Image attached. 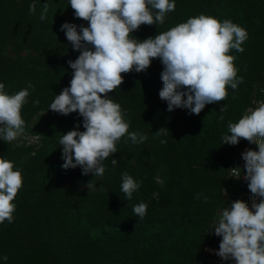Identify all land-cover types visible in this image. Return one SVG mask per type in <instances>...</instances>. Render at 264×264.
Listing matches in <instances>:
<instances>
[{"label": "trees", "instance_id": "trees-1", "mask_svg": "<svg viewBox=\"0 0 264 264\" xmlns=\"http://www.w3.org/2000/svg\"><path fill=\"white\" fill-rule=\"evenodd\" d=\"M32 2L0 0V83L9 95L34 85L21 109L24 133L12 142L0 139V157L13 161L23 177L12 201L13 222L0 223V264H214L206 249H219L222 237L211 232L240 194L228 171L249 147L244 139L222 145V136L229 121L238 122L264 98V0H175L163 24L141 25L132 33L142 41L200 14L230 19L248 32L244 51L228 53L236 57L243 82L235 91L227 86L225 100L196 115L167 110L159 96V58L146 71L122 74L124 82L108 96L126 111L128 131L147 140L134 144L122 137L103 162L102 176L62 167L59 139L70 130L84 131L83 117L48 109L70 86L68 61L80 55L61 25L89 22L75 18L69 0H37L34 14ZM46 2L49 11L41 21ZM161 128L167 136L154 134ZM124 172L142 182L130 200L121 191ZM141 202L148 205L142 220L133 212Z\"/></svg>", "mask_w": 264, "mask_h": 264}, {"label": "clouds", "instance_id": "clouds-1", "mask_svg": "<svg viewBox=\"0 0 264 264\" xmlns=\"http://www.w3.org/2000/svg\"><path fill=\"white\" fill-rule=\"evenodd\" d=\"M36 4L37 0H33L29 5L30 13L36 12ZM69 4L75 18L89 23L87 27L68 22L61 25L80 55L68 61L73 70L70 86L55 95L48 109L65 116L78 112L85 129L61 135L64 169L79 166L84 175L102 176L103 162L117 152L116 145L122 137L127 136L134 144L147 140V135L128 131L126 111L108 96L124 82L122 74L146 71L152 60L159 58L163 65L159 96L167 101V110L188 109L189 114L196 115L206 105L225 100L227 86L235 91L243 82V77L237 78L236 57L228 53L233 49L244 51L242 44L248 32L230 19L220 21L200 14L141 41L132 38V33L141 25L163 24L166 15L175 10V0H69ZM48 11L49 4L43 3L41 21L47 18ZM29 89L34 90V85L29 83L27 88L9 95L4 83H0V139L5 142L16 140L25 131L21 109L27 103ZM33 103L39 104V100ZM225 111L226 105L220 108L221 113ZM220 119H224L223 115ZM168 133L167 128H161L154 134ZM241 139L257 145L258 151L246 149L241 153L243 169L237 166L229 170L236 179L244 172L243 179L252 194L251 207L243 200L231 202L211 233L222 237L215 252L222 260L264 264V102L246 111L238 122L229 121L222 145H237ZM111 163L116 166L117 160ZM140 183L127 172L122 174L121 191L128 200ZM22 186V169L14 170L13 161L0 157V223L13 222L16 205L12 201ZM201 195L197 194V199ZM257 197L262 198L259 203ZM153 198L158 199L159 193H153ZM207 199L205 196L204 201ZM147 207L141 202L133 212L142 220Z\"/></svg>", "mask_w": 264, "mask_h": 264}, {"label": "built area", "instance_id": "built-area-1", "mask_svg": "<svg viewBox=\"0 0 264 264\" xmlns=\"http://www.w3.org/2000/svg\"><path fill=\"white\" fill-rule=\"evenodd\" d=\"M260 102H264V98H263V100L255 102V108L259 106ZM246 149H251V150L258 151V146L255 145V144L249 143V147L246 148ZM246 149H244L243 152ZM244 163H245V161L242 159V156H241L239 159L236 160L235 164L231 168H235V167L239 166L241 169H243ZM228 174L236 182L237 187L240 190V194H239V196L237 197L236 200H243V201H245V202H247L249 204V207H251L252 201H251L250 198H251L252 194H251L250 190L247 187V181H245L243 179L244 172L242 171L241 176H240L239 179H236V178L233 177L234 173L231 170L228 171ZM218 250L219 249H216V248H207L206 252L212 257V261H213L214 264H228V262L230 260L224 261L218 255L215 254V252H217Z\"/></svg>", "mask_w": 264, "mask_h": 264}, {"label": "water", "instance_id": "water-1", "mask_svg": "<svg viewBox=\"0 0 264 264\" xmlns=\"http://www.w3.org/2000/svg\"><path fill=\"white\" fill-rule=\"evenodd\" d=\"M262 198L257 197L256 202L259 203ZM228 264H236V261L234 259L230 260Z\"/></svg>", "mask_w": 264, "mask_h": 264}, {"label": "rangeland", "instance_id": "rangeland-1", "mask_svg": "<svg viewBox=\"0 0 264 264\" xmlns=\"http://www.w3.org/2000/svg\"><path fill=\"white\" fill-rule=\"evenodd\" d=\"M216 223H217V220H216Z\"/></svg>", "mask_w": 264, "mask_h": 264}]
</instances>
